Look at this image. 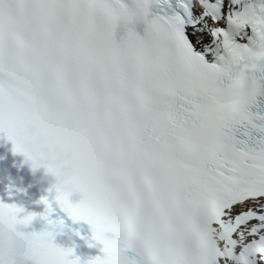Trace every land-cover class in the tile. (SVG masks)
Masks as SVG:
<instances>
[{"label": "snow or ice", "instance_id": "6c2138e0", "mask_svg": "<svg viewBox=\"0 0 264 264\" xmlns=\"http://www.w3.org/2000/svg\"><path fill=\"white\" fill-rule=\"evenodd\" d=\"M146 2L0 0V132L27 113L84 155L97 201L54 200L103 246L86 264H264V0ZM21 211L0 203V264H79Z\"/></svg>", "mask_w": 264, "mask_h": 264}, {"label": "clouds", "instance_id": "9594fccd", "mask_svg": "<svg viewBox=\"0 0 264 264\" xmlns=\"http://www.w3.org/2000/svg\"><path fill=\"white\" fill-rule=\"evenodd\" d=\"M8 136L20 157V165L29 171L35 182H46L54 196H63L65 204H75L70 199L74 194L79 197L76 203L97 201L94 186L88 179L85 157L75 146H66L43 131L41 124L27 113L20 115ZM99 234L106 240L117 238V233L106 225Z\"/></svg>", "mask_w": 264, "mask_h": 264}]
</instances>
